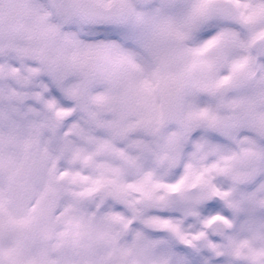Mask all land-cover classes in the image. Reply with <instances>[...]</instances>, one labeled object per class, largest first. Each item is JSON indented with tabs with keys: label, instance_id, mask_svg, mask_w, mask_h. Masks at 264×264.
Listing matches in <instances>:
<instances>
[{
	"label": "snow or ice",
	"instance_id": "1",
	"mask_svg": "<svg viewBox=\"0 0 264 264\" xmlns=\"http://www.w3.org/2000/svg\"><path fill=\"white\" fill-rule=\"evenodd\" d=\"M0 264H264V0H0Z\"/></svg>",
	"mask_w": 264,
	"mask_h": 264
},
{
	"label": "bare ground",
	"instance_id": "2",
	"mask_svg": "<svg viewBox=\"0 0 264 264\" xmlns=\"http://www.w3.org/2000/svg\"><path fill=\"white\" fill-rule=\"evenodd\" d=\"M7 150H9V151H14L15 149L12 148V147H9Z\"/></svg>",
	"mask_w": 264,
	"mask_h": 264
}]
</instances>
